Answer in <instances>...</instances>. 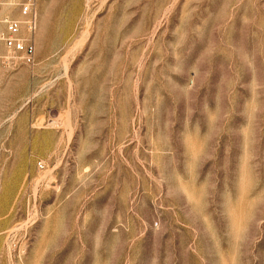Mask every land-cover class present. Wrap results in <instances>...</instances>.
Returning a JSON list of instances; mask_svg holds the SVG:
<instances>
[{"label":"rangeland","instance_id":"obj_1","mask_svg":"<svg viewBox=\"0 0 264 264\" xmlns=\"http://www.w3.org/2000/svg\"><path fill=\"white\" fill-rule=\"evenodd\" d=\"M0 67V264H264V0H38Z\"/></svg>","mask_w":264,"mask_h":264},{"label":"built area","instance_id":"obj_2","mask_svg":"<svg viewBox=\"0 0 264 264\" xmlns=\"http://www.w3.org/2000/svg\"><path fill=\"white\" fill-rule=\"evenodd\" d=\"M38 0H0V67L34 65Z\"/></svg>","mask_w":264,"mask_h":264}]
</instances>
